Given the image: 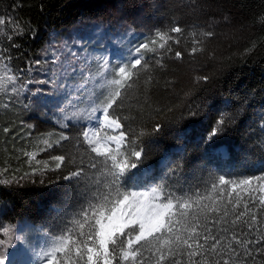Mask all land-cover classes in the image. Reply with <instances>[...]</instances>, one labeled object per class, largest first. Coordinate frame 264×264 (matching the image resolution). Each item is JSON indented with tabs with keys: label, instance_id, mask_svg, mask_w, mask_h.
<instances>
[{
	"label": "trees",
	"instance_id": "16d2710c",
	"mask_svg": "<svg viewBox=\"0 0 264 264\" xmlns=\"http://www.w3.org/2000/svg\"><path fill=\"white\" fill-rule=\"evenodd\" d=\"M0 19V57L5 58L0 60V76H5L4 65L7 75L16 76L0 92V180L12 181L0 183V227L10 230L7 235L0 232L6 242L0 245V257H5L7 245L17 243L28 223L60 236L101 177L102 158L82 136L86 118L64 119L68 105L80 103L78 96L71 97L46 72L51 63L46 58L48 43L68 31L74 32L71 43L94 32L101 42L100 28L117 32L121 41L113 53L121 49L126 56L141 43L157 40L156 52H143L149 67L138 70L112 110L121 117L119 132L124 131L127 140H135L141 130L146 133L137 141V150L144 151L131 183H164L177 194H204L221 175H264V0H0ZM177 26L181 33L170 31ZM157 32L173 39L159 48L163 41ZM208 32L212 35H205ZM194 40L199 43L194 45ZM194 46L202 51L193 53ZM83 54L81 61L66 53L61 60L77 71L85 66ZM79 73L83 79L85 73ZM203 76L209 79H199ZM69 81L73 86L77 77ZM103 93L95 101H102ZM222 114L230 119L210 142ZM156 124L161 125L158 132L153 131ZM109 135L112 132L99 130L97 138ZM61 155L65 160L57 169L60 162L52 158ZM81 168L80 176L65 179ZM227 190L232 191L231 186ZM249 206L264 226V213ZM255 236L253 232L248 238ZM247 264H264V254Z\"/></svg>",
	"mask_w": 264,
	"mask_h": 264
},
{
	"label": "snow or ice",
	"instance_id": "6c2138e0",
	"mask_svg": "<svg viewBox=\"0 0 264 264\" xmlns=\"http://www.w3.org/2000/svg\"><path fill=\"white\" fill-rule=\"evenodd\" d=\"M3 23V19H0V24ZM170 31L181 33L182 29L177 26ZM205 35L211 36L212 33ZM156 36L163 41L158 44L159 48H164L167 41L173 39L165 32H157ZM198 43L194 40V45ZM156 44L155 39L141 43L136 47L132 59L111 67L112 79L106 81L111 90L91 108L92 114L101 112L104 122L92 130V138L88 130L82 133L90 151L102 158L99 161L102 164L101 177L74 213L70 226H66L61 235L54 238L51 250L45 252L47 264H69V261L71 264H81L82 261L84 264H125L128 261L131 264H247L249 260L255 261V255L264 254V226H260L261 221L249 206L255 205L264 213V175L240 179H226L221 175L204 194L198 190L195 193L177 194L164 183L144 186L130 182L133 170L142 164L144 149L140 147L137 150V141L146 135L143 130L131 141L127 140L124 131H120L119 136L97 138L103 127L122 129L121 117L112 110L122 98L124 90L132 86L130 82L138 70L149 67L143 62V52H156L157 48L153 47ZM168 50L171 51L170 48ZM191 51L195 53L202 49L194 46ZM175 56L181 58L182 53L176 51ZM3 59L0 57V60ZM4 68L5 76H0V92L6 91L7 85L16 80L15 75H7V65ZM109 69V61L102 58L98 63L97 75L103 77ZM199 79L206 81L209 77ZM11 90L17 91L15 87ZM91 103L95 104V101ZM229 119L227 114L221 115L209 134L210 142ZM160 129L161 125L156 124L153 131ZM60 139L67 137L61 135ZM112 142L115 147L109 146ZM44 143L52 147L49 141L45 140ZM32 158L30 155L29 159ZM52 159L60 162L56 164L58 169L65 157L61 155ZM91 167L96 168L97 163H92ZM82 172L81 168L65 179L78 177ZM11 182L0 180L2 184ZM253 182H256L255 187H252ZM229 186L232 191L227 190ZM257 190L261 193L258 201L253 195ZM242 192L248 193L247 198L242 196ZM9 231L7 227H0V232L5 235ZM253 232L256 236L249 239ZM5 243L0 240V245ZM254 245L258 247L254 248ZM145 252L148 256L144 255ZM0 264H5L3 257H0Z\"/></svg>",
	"mask_w": 264,
	"mask_h": 264
},
{
	"label": "rangeland",
	"instance_id": "374dc122",
	"mask_svg": "<svg viewBox=\"0 0 264 264\" xmlns=\"http://www.w3.org/2000/svg\"><path fill=\"white\" fill-rule=\"evenodd\" d=\"M102 35L101 42L99 38V33L94 32L92 35H87L85 40L81 37H75L71 43L69 39L74 36L73 31L66 32V36L59 37L57 40L52 38L50 43H48L46 58L51 61L47 65L46 72L49 74L50 78L59 82L67 91L70 92L71 97L78 96L80 103L76 105H68L69 115H65L64 119H69L71 121H79L81 116L86 118L85 130L89 131V137L92 138V130L97 129L98 125L104 122V117L101 112L97 111L94 114L91 113V108L99 104L100 101H95V97L99 94L106 96L111 90L106 83L107 80L112 79L111 67L117 64L127 63L133 58L135 50L129 55H121L122 50L120 49L118 53H113L115 45L118 41H121V37L117 32L107 31L104 28L99 29ZM81 50L83 54L82 59L84 60V67H80L77 71L69 67V63L65 60H61L63 54H68L71 56H77V59L81 61L80 55ZM106 58L109 61L110 69L106 72L103 77L97 75L98 63ZM88 69L91 71L88 72ZM79 72H84V78L80 77ZM72 77H77V81L70 83ZM95 101V104L91 102ZM76 115H73V114ZM97 117L99 120H97ZM100 130H108L112 132V135L106 136L105 138L119 136V130L109 129L103 127ZM103 143V141H101ZM110 147H115V143L112 142ZM143 171V170H142ZM252 186H256V182H253ZM146 190V188L144 189ZM257 195L261 193L257 190ZM22 228V226H20ZM57 236L50 235L47 231L41 228L40 225L35 223H28L24 228L22 235L16 244L7 245L4 251L5 264H47V258L45 257V252H49L54 242V238Z\"/></svg>",
	"mask_w": 264,
	"mask_h": 264
},
{
	"label": "bare ground",
	"instance_id": "6f19581e",
	"mask_svg": "<svg viewBox=\"0 0 264 264\" xmlns=\"http://www.w3.org/2000/svg\"><path fill=\"white\" fill-rule=\"evenodd\" d=\"M115 130H117V129H115Z\"/></svg>",
	"mask_w": 264,
	"mask_h": 264
}]
</instances>
